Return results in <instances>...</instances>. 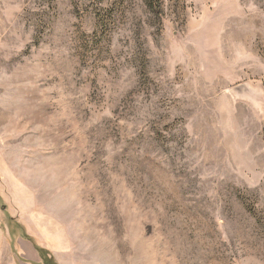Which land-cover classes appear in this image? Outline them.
I'll list each match as a JSON object with an SVG mask.
<instances>
[{
  "label": "rangeland",
  "instance_id": "374dc122",
  "mask_svg": "<svg viewBox=\"0 0 264 264\" xmlns=\"http://www.w3.org/2000/svg\"><path fill=\"white\" fill-rule=\"evenodd\" d=\"M38 247L264 264V0H0V264Z\"/></svg>",
  "mask_w": 264,
  "mask_h": 264
},
{
  "label": "trees",
  "instance_id": "16d2710c",
  "mask_svg": "<svg viewBox=\"0 0 264 264\" xmlns=\"http://www.w3.org/2000/svg\"><path fill=\"white\" fill-rule=\"evenodd\" d=\"M39 253L43 256L44 259H46L47 264H55L53 259L49 257L48 251L44 248L38 247ZM49 257V258H48Z\"/></svg>",
  "mask_w": 264,
  "mask_h": 264
}]
</instances>
